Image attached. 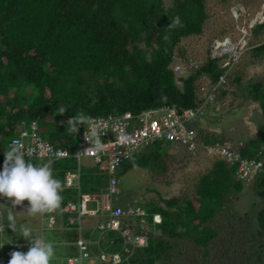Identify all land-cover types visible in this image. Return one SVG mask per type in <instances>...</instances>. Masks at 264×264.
Instances as JSON below:
<instances>
[{"label":"trees","instance_id":"trees-1","mask_svg":"<svg viewBox=\"0 0 264 264\" xmlns=\"http://www.w3.org/2000/svg\"><path fill=\"white\" fill-rule=\"evenodd\" d=\"M209 16L207 0H174L171 4L165 0H0V162L24 122L28 126L37 121L44 138L56 147L74 151L78 140L68 123L70 118L87 121L99 114L196 106L200 77L217 82L229 65L223 67L222 57L209 55L192 73L180 77L183 85L179 87L171 64L181 41L201 35ZM176 17L181 26L173 27ZM261 32L264 22L253 29L256 38ZM250 48L254 61L264 58V40ZM227 78L258 102L264 115V79L244 80L241 73H227ZM228 93L226 86L220 88L216 100ZM86 123L76 126L80 130ZM200 136L203 146L225 143L224 137L213 132L200 131ZM167 144L156 141L141 148L120 166L118 176L136 166L153 175H165L173 158L164 150ZM238 151L244 156L262 151L264 159V126ZM72 164L73 158L54 161L55 178L63 180L66 170L75 167ZM81 184L84 191H97L107 185V175L90 167L81 176ZM252 187L263 201L257 227L249 232L244 224L239 237L233 235L220 244V236L228 231L224 226L235 218L233 196L242 192L244 184L235 176L234 166L215 159L198 177L192 194L159 195L144 204L149 244L135 249L129 263L208 264L214 249H220L218 258L219 252L229 253L233 246L243 245L247 259L242 257L241 264H264V176H258ZM75 194L73 189L63 190L61 204L75 199ZM119 196L116 204L126 205ZM156 214L161 216L160 222L154 221ZM74 228L55 230L59 231L57 240L74 241ZM32 237H39V233L33 231ZM21 240L28 241L23 236ZM109 240L105 243L108 249L120 247L119 239L113 244ZM53 245L59 256L77 253L75 245ZM15 248L7 253L18 251Z\"/></svg>","mask_w":264,"mask_h":264},{"label":"built area","instance_id":"built-area-1","mask_svg":"<svg viewBox=\"0 0 264 264\" xmlns=\"http://www.w3.org/2000/svg\"><path fill=\"white\" fill-rule=\"evenodd\" d=\"M219 46H215L212 50L210 54L212 57L229 54L226 53L223 44L220 52L217 51L216 48ZM181 60L187 66V70L191 71L204 61L188 63ZM221 63L225 67L231 65L232 60L223 61L222 57ZM175 67V73L183 70L178 64ZM200 78L209 84V88L205 90V97L197 98L196 106L179 110L176 106L167 105L138 114L125 112L91 116L85 126L74 135L78 140V146L74 151L56 147L50 140L44 138L39 133L37 121L30 122L28 126L25 122L23 123L25 127L23 125L20 133L12 141L16 139L22 141L26 153H31L26 155V159L36 165L46 163L49 158H52L53 162L70 158L75 160V167L66 170L62 180L63 190L76 191L75 199L67 200L56 211L42 216L43 238L45 219L49 221L50 229L53 231L75 226L77 237L74 241L56 240L54 243L75 245L77 253L62 256L66 264H130L131 253L137 248L148 246L149 227L145 221L146 209L140 206L124 207L116 204V198L121 194L120 178L117 172L135 152L156 141L187 146L189 149L199 145L201 136L197 133L195 126L203 120L206 103L216 101L220 88L228 84L227 73L221 74L218 81L214 83H211L206 76ZM89 122L96 127L98 139L103 145L99 152L91 150L89 142L85 140V133L90 130ZM200 146L210 158L222 159L234 166L235 176L243 182H254L258 176H264V159L261 158V151L256 156H244L226 143L216 142L203 146L200 142ZM84 149L90 150L85 154ZM52 154H58L59 158H55ZM84 157L93 160L90 167H97L107 175V185L97 191L87 192L82 188L81 161ZM3 162H0V170L3 168ZM0 204H3V198H0ZM58 210L59 214L56 213ZM0 212L3 213L0 223L5 224V230L0 232L1 244L7 232L13 230L7 225L3 207L0 208ZM93 217L101 219L96 222L87 220ZM154 221L160 222L161 216L154 215ZM109 237L112 238L109 240ZM116 239L120 241V247L117 250H111L108 249V245L105 246L108 240L113 244ZM30 245V241H11L7 247L0 248V264H8L9 248Z\"/></svg>","mask_w":264,"mask_h":264},{"label":"rangeland","instance_id":"rangeland-1","mask_svg":"<svg viewBox=\"0 0 264 264\" xmlns=\"http://www.w3.org/2000/svg\"><path fill=\"white\" fill-rule=\"evenodd\" d=\"M165 1L167 4H171L174 0ZM207 8L210 16L206 21L204 32L201 35L184 38L176 49V60L172 62L171 66L174 69L178 64L183 69L176 72L178 86L182 87L183 85L180 77H186L194 71L187 70V66L179 58L188 63L189 61L199 63L207 59L215 46L220 45L221 49L222 44H225V51L229 53H224L226 55L222 56L223 61L232 60L227 72L229 75L241 73L244 80L264 79V58L254 61L250 56L251 44L264 40V32L259 33L257 38L253 34L255 26L264 22V0H207ZM227 44L232 45V48ZM207 88H209V84L200 78L197 81V98L205 97ZM226 88L229 93L224 99L206 103L203 120L196 124L195 129L199 134L200 131H206L221 135L225 138L226 144L238 149L243 142L255 137L259 128L264 126V115L259 103L244 95L230 80H228ZM164 150L173 157L168 163L169 170L165 175H153L143 167L136 166L119 177V186L123 194L119 196V199H124L127 203L124 207L131 205L145 209L144 204L152 199H157L159 195L169 198L183 193L192 194L198 177L209 170L215 161L205 154L200 142L194 149L167 144ZM90 164H93L91 158L84 157L82 159L83 175L89 170ZM72 166L75 165L72 164ZM60 181L62 183L61 179ZM243 184L242 192L233 196L232 211L235 218L224 226L228 231L220 236L221 240L218 241L220 244L230 240L233 235L236 238L239 237V230L243 229L242 225L244 224L248 226L246 230L249 232H253V229L257 227V213L262 207L263 201L254 192L253 182L245 181ZM3 204H5L3 206L5 220L7 221L9 207L12 208L16 217V224L21 225L17 227V231L7 232L1 241L0 248L7 247L11 241L21 240L22 235L18 229L24 223L32 232L39 233V237H42V216L29 215L26 212L29 206L27 201L23 205L13 208L7 199L3 198ZM100 219V217L87 218V220L95 222ZM44 226V239L54 244L59 231L50 229L47 219L44 220ZM226 237H228L227 240H225ZM30 246H21L15 249L27 252ZM218 250L220 249L213 250L208 264H241L243 263L241 258H246V254H243V245L233 246L229 253L221 254L219 252L220 255L217 258ZM62 256L63 254H60V257L55 254L51 264H66Z\"/></svg>","mask_w":264,"mask_h":264},{"label":"clouds","instance_id":"clouds-1","mask_svg":"<svg viewBox=\"0 0 264 264\" xmlns=\"http://www.w3.org/2000/svg\"><path fill=\"white\" fill-rule=\"evenodd\" d=\"M172 26H181L179 17L173 20ZM165 39H167V37H165ZM175 58L176 55L174 56V60H176ZM179 59L181 60V58ZM59 111L63 114L65 109L61 107ZM82 122L88 121H85L83 117H73L68 121L72 126L73 132L79 131L76 125ZM89 124L90 130L85 133V140L89 142L91 150L99 152L102 150L103 145L98 139L96 127L90 122ZM90 149H84L85 154H87ZM30 154V152L26 153L20 139L13 140L8 149L5 150L3 168L0 170V198H6L13 208L18 205H23V203L27 201L29 206L26 212L29 215L43 216L60 208L63 199L61 195L63 185L61 181L54 176L52 158H49L46 163L36 165L32 163L31 160L26 159V155ZM52 155L55 156V158H59L58 154ZM4 205L5 204H0V208ZM2 216L3 213L0 212V217ZM7 221V225L13 231H17L16 217L12 208L9 207ZM4 230L5 224L0 223V232ZM18 231L20 235L31 242V246L28 248L27 252H10L8 264H51L55 256L54 245L46 241L43 237L33 238L32 231L27 226H20Z\"/></svg>","mask_w":264,"mask_h":264},{"label":"bare ground","instance_id":"bare-ground-1","mask_svg":"<svg viewBox=\"0 0 264 264\" xmlns=\"http://www.w3.org/2000/svg\"><path fill=\"white\" fill-rule=\"evenodd\" d=\"M224 45H225V44H224ZM227 46L230 47V48H232V45H230V44H227Z\"/></svg>","mask_w":264,"mask_h":264},{"label":"water","instance_id":"water-1","mask_svg":"<svg viewBox=\"0 0 264 264\" xmlns=\"http://www.w3.org/2000/svg\"><path fill=\"white\" fill-rule=\"evenodd\" d=\"M216 49H217V51H220V48L219 47H217Z\"/></svg>","mask_w":264,"mask_h":264}]
</instances>
